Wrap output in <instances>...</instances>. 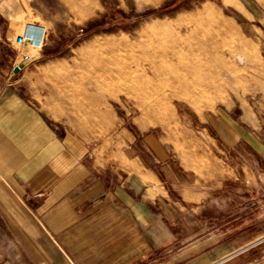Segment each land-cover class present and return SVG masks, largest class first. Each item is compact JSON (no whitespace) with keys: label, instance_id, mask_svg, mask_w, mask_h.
I'll return each mask as SVG.
<instances>
[{"label":"rangeland","instance_id":"1","mask_svg":"<svg viewBox=\"0 0 264 264\" xmlns=\"http://www.w3.org/2000/svg\"><path fill=\"white\" fill-rule=\"evenodd\" d=\"M29 5L46 28L47 54L28 75L55 79L50 86L63 105L55 114L86 140L97 171L138 191L147 188L141 179L154 174L166 191L167 200L151 203L144 220L151 255L181 254L191 262L200 253L220 256L225 243L239 250L264 236V175L258 177L264 161L250 143L261 135L264 31L239 14L234 6L243 10L241 0H30ZM204 5L221 17L225 31L197 16ZM190 20L197 27L184 32L180 62L173 66L177 87L148 76L134 83L105 74L101 61L123 65L130 54L121 46L140 43L152 23ZM14 37L12 48L20 57ZM109 49L119 50L117 59ZM236 54L243 55V64ZM240 166L250 178L244 179Z\"/></svg>","mask_w":264,"mask_h":264},{"label":"crops","instance_id":"2","mask_svg":"<svg viewBox=\"0 0 264 264\" xmlns=\"http://www.w3.org/2000/svg\"><path fill=\"white\" fill-rule=\"evenodd\" d=\"M29 4L0 0V264H263L264 236L239 250L225 243L220 256L199 252L191 262L181 254L151 255L144 220L151 203L167 200L166 191L154 174L141 179L147 188L138 191L97 171L86 140L55 114L63 107L50 86L55 79L28 75L47 54L46 28ZM241 5L243 10L234 6L239 14L264 31V0ZM27 25L43 38L40 45L25 43L34 58L25 62L12 38ZM14 66L19 69L13 74ZM261 112L260 138L250 143L264 161ZM240 171L250 178L244 166Z\"/></svg>","mask_w":264,"mask_h":264},{"label":"bare ground","instance_id":"3","mask_svg":"<svg viewBox=\"0 0 264 264\" xmlns=\"http://www.w3.org/2000/svg\"><path fill=\"white\" fill-rule=\"evenodd\" d=\"M223 1L228 3L231 0ZM197 16L202 17L207 23H212L218 29L225 31L223 20L209 5H204ZM196 25V22L193 20H190L184 24H179L176 22L152 23L151 26L149 25L152 27L151 31L145 35L140 43H127L121 46L120 49L123 50V52L130 54L128 60L125 61L123 65L114 68L110 66L111 61L108 59L101 61V64L106 65L104 67L105 74L109 77H112L113 79L124 78L131 80L134 83L137 82L139 78L147 79L148 77H153L158 79V81L163 84H174V86L177 87L179 71L173 66L180 62V49L185 44L184 32H191L197 27ZM227 32L229 33L230 30ZM109 53L110 58L117 59L119 50L111 49ZM235 59L240 64L245 62V59L241 54H236ZM171 64L173 68L170 67V69H168L167 66H170ZM202 85L203 84H201V86ZM206 89L210 90V86H208ZM161 111L162 109L160 112ZM162 114L164 113L162 112Z\"/></svg>","mask_w":264,"mask_h":264},{"label":"built area","instance_id":"4","mask_svg":"<svg viewBox=\"0 0 264 264\" xmlns=\"http://www.w3.org/2000/svg\"><path fill=\"white\" fill-rule=\"evenodd\" d=\"M34 35V34H33ZM32 31L29 29L28 25L25 26L24 30L17 34L13 39V45L19 51V55L22 61H31L33 56L24 49L25 43L29 42L30 44L40 45L43 38V32L40 31L37 36H33ZM35 40V41H34Z\"/></svg>","mask_w":264,"mask_h":264},{"label":"water","instance_id":"5","mask_svg":"<svg viewBox=\"0 0 264 264\" xmlns=\"http://www.w3.org/2000/svg\"><path fill=\"white\" fill-rule=\"evenodd\" d=\"M18 69H19L18 66H14V68H13V70H12L13 74L16 73V72L18 71Z\"/></svg>","mask_w":264,"mask_h":264}]
</instances>
